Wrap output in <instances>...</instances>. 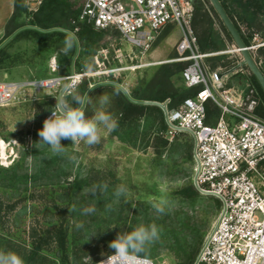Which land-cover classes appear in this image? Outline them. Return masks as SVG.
Segmentation results:
<instances>
[{
    "label": "rangeland",
    "instance_id": "1",
    "mask_svg": "<svg viewBox=\"0 0 264 264\" xmlns=\"http://www.w3.org/2000/svg\"><path fill=\"white\" fill-rule=\"evenodd\" d=\"M23 1L30 13L37 9L30 10L29 6L36 8L41 5L36 3L37 0ZM191 1L194 6L193 20L195 19L192 25L197 37L200 33L205 34L208 31L209 16L214 24L220 26L206 0ZM261 17L264 22V13ZM240 24L243 33L249 38L246 45L252 43L254 33L258 34V43L264 41V31L261 33L243 23ZM223 35L226 48L222 50H227L234 43L225 33ZM180 37L179 27L172 25L148 50L141 51L120 34L110 32L101 41L108 45V59L104 63L99 60V68L95 59L96 53L91 63V71L97 72L85 77L90 78L91 86L103 81H115L129 92L138 86L143 77H149L159 65L152 62L177 54L176 44ZM10 41L5 44L8 57L0 65V81L24 83L28 80L56 76L75 77L61 80L55 87L44 89L40 93H35L34 89L28 87L25 90V99L0 106V144L3 142L4 147L0 146V166L10 167L15 164L13 173L23 174L26 169L29 175L36 176L35 180L30 178L27 183L14 185L15 188L13 184L0 188V251L15 253L16 249L21 247L38 246V257L43 263L94 264L114 252V249L108 247V241L112 240L118 231H128V225L152 223L158 228L159 238L146 246L145 252L140 256L150 258L154 264H178L176 247L192 246L191 231L195 225L201 226L205 239L220 212L212 203L213 195L198 193L187 198L177 192L192 181L194 162L187 156L183 135L192 154L193 136L189 132L179 131L175 136L168 138L166 130H159V135L170 143L161 156L155 153V135L158 127L156 124L146 137L140 132L134 144L102 131L101 141L95 145H85L82 141L72 144L71 140L62 139L60 143L65 145L62 154H52L45 145H38L37 151L31 142H34L37 130L42 127L43 120L50 115L54 106V103L45 104L46 98L43 96H48V99L63 97L73 90L83 77L76 75L85 71H75L74 68V73L71 74L70 63V74H67L66 66L58 62L59 53L67 52L65 49L69 47L65 43L58 49L53 45L48 48L47 44L31 36ZM117 48L121 51L115 52ZM262 48L264 46L254 50V55L256 54V59L262 60L261 69L264 70ZM75 53L76 51L73 56ZM116 53L121 54L116 57ZM215 55H225L226 60L230 61L229 67L237 64L236 53ZM147 62L151 65L127 70L118 69L121 66ZM53 65H56V69H53ZM109 68L113 69V72L108 74L105 70ZM242 68L243 71L239 70L228 78V84L241 87L250 84L253 87L250 81L251 73L246 66ZM179 83L187 88L182 78ZM255 89L260 96L258 89ZM101 94L109 98L106 106L109 111L112 95L109 91L100 90L92 99L89 115L99 107ZM112 115L116 118L114 113ZM148 124L149 121L142 120L141 129ZM41 156L46 158L41 159ZM92 170L106 179L103 183L106 187L102 193L99 189L94 195L87 191L92 187L86 184L87 175ZM121 185L126 188V195L114 198L115 188ZM154 206L161 207L164 211L157 213ZM82 207H92L94 212L81 214ZM77 223L82 227L76 228Z\"/></svg>",
    "mask_w": 264,
    "mask_h": 264
},
{
    "label": "built area",
    "instance_id": "2",
    "mask_svg": "<svg viewBox=\"0 0 264 264\" xmlns=\"http://www.w3.org/2000/svg\"><path fill=\"white\" fill-rule=\"evenodd\" d=\"M42 1L36 3L39 5ZM32 8L36 10L38 7L29 6L30 10ZM193 15L191 0H82L78 14L70 19V23L74 25L71 31L74 34L80 23L95 29L115 30L141 51L148 50L168 25L179 27L178 56L152 64L187 61L181 72L182 82L187 88L201 86L194 96L186 97L174 108L168 107L169 98L161 102L166 105L168 138L179 131L189 132L194 138V187L202 194L217 197L222 203L199 251V264H264V118L256 112L260 101L258 92L250 84L226 86L227 74L221 76L219 73L230 71L234 65L227 69H212L204 61L206 57L231 52L238 54L236 63L239 64L242 56L234 45L218 52H202L192 25ZM253 35L254 40L246 46L261 69L262 60L256 59L254 50L264 46V41L258 43V34ZM119 50L117 48L115 52ZM119 55L116 53L115 56ZM108 56V45L98 49L95 59L99 68V60L104 63ZM143 65L151 63L118 69ZM239 70L243 71L242 66L232 72ZM105 71L109 74L113 69ZM96 72L85 71L76 76H91ZM74 77L56 76L24 83L0 81V106L25 99L28 87L40 93L55 87L61 80ZM208 100L220 110L214 123L205 122ZM143 258L154 264L148 257H138ZM115 263L121 264L113 259L112 264Z\"/></svg>",
    "mask_w": 264,
    "mask_h": 264
},
{
    "label": "trees",
    "instance_id": "3",
    "mask_svg": "<svg viewBox=\"0 0 264 264\" xmlns=\"http://www.w3.org/2000/svg\"><path fill=\"white\" fill-rule=\"evenodd\" d=\"M81 1L82 0H43L37 10L33 13H30L28 12L26 4L23 0H14L13 12L5 24L4 35L0 40V44L18 28L24 25H32L36 28H26L20 31L11 39V41L21 37L27 38L31 36L36 40L47 44L49 46L48 48L53 45L58 49L62 43L67 45L70 43V50L67 52H61L58 55V62L66 66L67 74H70V63L73 54L76 51V41H78L80 49L77 58L74 61L75 71H91V63L93 62L94 55L98 52L100 47L107 45L106 42L101 43V41L110 32L118 33L117 31L108 28L95 29L89 24L80 23L78 31H76L74 34L76 39L72 40L73 36L63 30H40H48L57 27L72 31L74 25H72L69 20L73 17H76L78 14ZM219 1L238 29L245 44H248L249 38L243 33L240 23L245 24L247 27L258 30L261 33L264 31V22L261 17V14L264 13V0ZM195 7H197L196 4ZM210 9L218 18L220 27L214 24L211 16L208 17V31L205 34L200 33L198 35V44L202 52L219 51L226 48V43L220 33V28L224 31L226 37L232 41L229 32L211 5ZM193 23H195V19L193 20ZM167 32V29L164 30L159 38L164 36ZM262 35L264 36V32ZM177 56L178 55L176 54L170 58ZM7 57L8 54L6 52L5 45L0 48V65ZM204 61L212 69H216L218 66L225 68L230 66V61L226 60L225 55H212L206 57ZM187 63V61L160 63L154 68L149 77H143L140 80L138 86L128 92L129 95H126L124 90L118 85L119 83L115 81L101 82L89 92L87 96V103L85 104V114L89 115L88 112L92 105L91 102H93L92 99L98 91H109L112 95L109 111L116 115L115 119L117 123V127L111 132V135L117 136L118 139L122 141L134 144L140 132L143 137H146L147 134L151 132L153 125L156 124L158 127L155 135L156 137L154 136L156 138L154 145L156 150L155 153L158 156H161L164 149L168 148V145L170 144L166 138L160 136L158 133L159 130H167L165 116L160 107L151 104H144L138 101L155 100L163 102L165 99L169 98L170 100L168 102V107L174 108L178 106L186 97L194 96L201 86L197 85L191 88H185L179 83L182 78L181 72ZM250 81L260 93V105H258L259 107L257 106L256 111L258 112L259 116L264 118V92L257 79L252 74H250ZM226 86H230L228 81L226 82ZM90 87V78L83 76L79 79V82L75 88L70 90L68 94H64L63 97L68 100H71L73 96L84 97ZM43 97L46 98L45 104H55L54 98L48 99L49 97L46 95ZM205 109V122L214 123L220 114L218 106L215 105L211 100H208L205 103ZM142 120L149 121V124L145 128L142 127L141 129L140 122ZM149 138L150 135L147 137V140ZM38 139L39 137L36 134L34 141ZM183 141L185 145V151L188 154L187 156L193 160V154L191 152L192 150L191 148L188 149L189 146L185 135H183ZM13 169H16L15 164L11 165L10 167L0 166V188H5L11 184H13V187L15 188L14 185L23 182L27 183L28 179L30 178L34 180L36 179V176L29 175L28 170L26 169L23 174L13 173ZM96 180L98 181L96 182ZM105 181L106 179L103 175L100 177L97 171L92 170L87 175L86 184L91 186L103 185ZM104 186L106 187V184ZM177 192L183 196H186L187 198L193 197L200 193L194 187L192 181L190 185L179 189ZM212 200L213 205L218 209H221V201L215 196H213ZM191 232L193 238L192 246L189 245V247L180 248L176 247L178 253V264H193L204 243L205 239H203L201 226L195 225ZM15 253L24 259L25 264L54 263H43L41 258L38 257V255H40V247L38 246L32 248L21 247L20 249H16Z\"/></svg>",
    "mask_w": 264,
    "mask_h": 264
},
{
    "label": "clouds",
    "instance_id": "4",
    "mask_svg": "<svg viewBox=\"0 0 264 264\" xmlns=\"http://www.w3.org/2000/svg\"><path fill=\"white\" fill-rule=\"evenodd\" d=\"M72 40H75V37H72ZM70 48L69 43L65 51H69ZM54 98L55 104L51 108L50 115L43 120L42 127L37 130L39 139L31 142L37 151H39L38 145H45L52 154H62L65 146L60 143L62 139L71 140L72 144L82 141L85 145H95L100 143L102 131L105 134L111 133L117 127L115 117L106 108L109 98L103 94L98 100L99 107L93 110L91 115L85 114L86 96H73L71 100L63 97ZM40 158L45 159L46 156ZM104 187V185H93L87 191L94 195L97 189L102 193ZM126 193L127 190L123 185L117 186L113 197L118 199ZM80 211L81 214H90L94 212V208L82 207ZM155 211L162 213L164 209L155 207ZM128 226V231H118L115 237L108 241V247L114 249V252L108 255L106 260L99 261L100 264H112L113 259L120 261L121 264H151L147 258L138 259V257L145 252L146 246L159 238L157 226L152 223ZM75 227L79 229L82 225L77 223ZM0 264H25V261L14 252L0 251Z\"/></svg>",
    "mask_w": 264,
    "mask_h": 264
},
{
    "label": "water",
    "instance_id": "5",
    "mask_svg": "<svg viewBox=\"0 0 264 264\" xmlns=\"http://www.w3.org/2000/svg\"><path fill=\"white\" fill-rule=\"evenodd\" d=\"M209 5L212 6V8L215 10V12L217 13L218 17L220 18V20L222 21V23L224 24V26L226 27L227 31L229 32L234 46L239 50L241 56H242V60L239 64H236L230 71L226 72V73H219L221 76L231 73L232 71H234L236 68H238L239 66H246L249 70V72L255 76V78L257 79L259 85L261 86L263 92H264V72L260 69V67L258 66V64L256 63L254 57L252 56L251 51L247 48L246 44L244 43L238 29L236 28V26L234 25L233 21L231 20V18L229 17L228 13L226 12V10L224 9L223 5L221 4V2L219 0H206ZM26 28H36L35 26L32 25H24L20 28H18L16 31H14L8 38H6L1 44H0V48L3 47L8 41H10L16 34H18L20 31L26 29ZM42 31H52V30H63L69 34H71L73 37H75L74 33H72L70 30L67 29H62V28H51L48 30H44V29H40ZM76 39V38H75ZM76 53L73 56V58L71 59V72H74V61L75 58L78 55L79 52V44L78 41H76ZM99 83H96L94 85H92L87 93L85 94V96L87 97L89 92L95 88ZM126 93V95L128 94V91L120 84H118ZM84 96V97H85ZM144 104H151V105H156L158 107H160V109L162 110L164 116L166 115V105L164 103H161L159 101H155V100H142V101H138ZM165 121L167 122V119L165 118ZM193 264H199V254L198 257L196 258L195 262Z\"/></svg>",
    "mask_w": 264,
    "mask_h": 264
},
{
    "label": "crops",
    "instance_id": "6",
    "mask_svg": "<svg viewBox=\"0 0 264 264\" xmlns=\"http://www.w3.org/2000/svg\"><path fill=\"white\" fill-rule=\"evenodd\" d=\"M13 8H14V0H0V39L4 35V29H5L4 27H5V24H6L7 20L9 19V17L11 16V14L13 12ZM195 17H196V13H195ZM193 18H194V16H193ZM216 25L218 27H220L218 24H216ZM170 26H172V25H168L164 30H166V29L169 30ZM222 32L224 34V31L220 28V33H221V35L223 37L224 35L222 34ZM233 73H235V72L228 73L225 76L226 81H228V78Z\"/></svg>",
    "mask_w": 264,
    "mask_h": 264
},
{
    "label": "bare ground",
    "instance_id": "7",
    "mask_svg": "<svg viewBox=\"0 0 264 264\" xmlns=\"http://www.w3.org/2000/svg\"><path fill=\"white\" fill-rule=\"evenodd\" d=\"M0 146H1V148L3 147V142H1ZM3 148H4V147H3ZM115 264H119V263H115Z\"/></svg>",
    "mask_w": 264,
    "mask_h": 264
}]
</instances>
